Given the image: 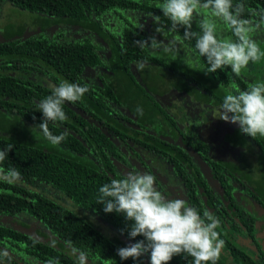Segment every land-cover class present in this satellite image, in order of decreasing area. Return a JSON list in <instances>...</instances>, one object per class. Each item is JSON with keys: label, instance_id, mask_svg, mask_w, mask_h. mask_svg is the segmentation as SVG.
<instances>
[{"label": "trees", "instance_id": "16d2710c", "mask_svg": "<svg viewBox=\"0 0 264 264\" xmlns=\"http://www.w3.org/2000/svg\"><path fill=\"white\" fill-rule=\"evenodd\" d=\"M4 2L44 15L45 22L49 18L63 21L65 27L77 32L67 38L61 29L52 35L39 33L0 44V114L7 121L0 128V150L13 145L0 166L15 167L22 175L20 181L28 185L52 186L76 207L93 211L134 244L144 237L129 238L128 226L132 222L123 214L105 213L97 201L101 186L128 172L124 166L131 171L134 159L146 166L149 161L143 160L138 151L145 152L170 169L183 187L189 206L195 207L201 216L207 211L219 219L216 230L224 241L227 256L220 254L216 264H264V248L255 236L257 220L244 204V199L250 196L264 210L262 191L253 188L251 177L243 175L237 164L213 158L209 141L217 138L227 147L231 140L228 137L236 133L242 150H254L264 166V137L253 139L242 134L237 124L227 122L230 130L223 137L218 132L204 139L196 138L188 130L184 132L178 120L156 98H149V105L138 103L141 96L146 99L141 87L146 83L136 78L148 69L163 78L167 73L181 76L188 85L186 91L201 105L209 101L221 110L229 91L246 90L249 84L264 81V57L250 62L240 75L233 74L230 79V68L205 73L207 63L195 49V40L180 43L178 56L162 49H142L136 42L151 36L164 43L183 37V29L172 31L171 22L156 7L160 0H0V7ZM243 3V18L259 25L252 35L264 52V23L260 15L264 13V0H243ZM203 14L208 15V11ZM217 24L222 37L234 38L222 22ZM157 28L161 33L156 32ZM192 30L199 31L196 20ZM105 44L110 55L106 56L107 67ZM189 65L195 74L185 71ZM117 76L136 89L133 103L123 99V92L117 87L122 80H117ZM61 81L88 85L89 91L75 103H64L65 121L49 123L53 135L68 133L54 146L38 127L43 116L36 108L41 99L51 94L50 83L57 86ZM221 126L222 123L218 125ZM200 164L206 168L205 172ZM147 168L154 171L151 165ZM243 179L250 185L244 184ZM237 184L244 188L241 198L236 196ZM19 214L44 225L53 240L42 241L39 236L0 223V259L7 264L9 261L17 264L19 261L14 257L22 264L150 262L145 263L142 256L121 260L117 249L125 245L111 241L89 220L24 186L0 181V216ZM226 228L231 229L228 235L224 232ZM232 232L249 236L255 249L245 250L230 238ZM144 255L150 258V253ZM169 264H193V258L186 253L176 255Z\"/></svg>", "mask_w": 264, "mask_h": 264}, {"label": "clouds", "instance_id": "9594fccd", "mask_svg": "<svg viewBox=\"0 0 264 264\" xmlns=\"http://www.w3.org/2000/svg\"><path fill=\"white\" fill-rule=\"evenodd\" d=\"M156 7L171 22L172 31L183 29V37L179 41L173 39L164 43L151 36L136 42L142 49H162L178 56L180 43L195 40V49L207 63L205 73L230 68V79L233 74L240 75L250 62L255 63L264 57L252 35L259 25L243 18V0H160ZM204 10L208 15L203 14ZM260 15L261 23H264V13ZM194 20L199 31L192 30ZM217 21L229 28L234 38L222 37ZM156 32L161 33V29L157 28ZM183 59L186 63L185 57ZM88 91V85L61 81L52 88L50 95L38 102L36 110L43 116L38 127L52 145H59L68 133L53 135L49 123L65 121L64 103H75ZM219 119L237 124L242 134L253 139L264 137V81L251 83L246 90L229 91L223 98ZM12 148L10 144L0 150V165ZM21 179L22 175L15 167L5 169L0 166V181L11 185ZM156 183L157 177L152 173L131 170L122 178H113L100 187L97 203L103 206V211L123 214L132 222L128 226L129 238L144 237L118 248L117 255L121 260H136L150 253V264H169L174 256L186 253L193 258V264H216L224 246L216 230L219 219L207 211L201 216L195 207L179 196L165 197Z\"/></svg>", "mask_w": 264, "mask_h": 264}, {"label": "rangeland", "instance_id": "374dc122", "mask_svg": "<svg viewBox=\"0 0 264 264\" xmlns=\"http://www.w3.org/2000/svg\"><path fill=\"white\" fill-rule=\"evenodd\" d=\"M44 20V15L20 10L13 7L8 2L2 3L0 7V44L14 40H24L39 33L52 35L59 32L61 29L65 31V36L67 38H72L74 35L76 36L77 29L65 27V23L63 21L54 18H49L48 22H45ZM106 48L107 44H105L104 49V63H106L107 67L106 56L110 55L106 51ZM173 58L176 59L177 57L175 56ZM188 68V70H185L188 74L196 73L190 68V65ZM134 74L136 76L135 72ZM115 78L119 81L122 80L120 76ZM136 78L141 82L145 81L146 83L145 85L141 86L146 99H142L141 97L143 96H141L138 103L141 105H149V98L153 100L157 99L158 104L160 106L162 104V106L165 107L178 120L179 126L184 132L185 130H188L190 133H193L196 138L204 139L205 137L211 136L218 132L219 134L221 133L219 136L223 137V133L230 130L227 122L219 119L221 110L215 109L209 101H205L203 105H201L200 102H198L190 92L186 91V87L188 85H186L183 77L172 73H167L166 77L163 78V76L158 74L156 71L148 69L140 75H137ZM124 82L125 86L123 85ZM50 86L54 87L55 85L50 83ZM117 87L119 88V91L123 92V99L126 100L128 104L134 102L133 96L136 89H133L132 86L130 88L127 80H122L117 84ZM158 89L163 90V92L159 94V91H157ZM3 123L7 124V121L5 117L0 114V128L3 127ZM220 123H222V126L218 127ZM231 136L232 137H228V140L230 138L231 140L230 144H227V147L224 146V142L218 140L217 138L213 141L209 140L212 144V157L215 159H222L223 161L228 160L234 164H237V166L240 167L241 173L243 175H249L251 177L253 188H255V190L262 191L261 196H264V166L260 162L258 155L252 149L243 151V144L239 141L238 135L234 133ZM233 145L235 147H233ZM231 146L233 148H231ZM138 153L141 158H143V160H148L149 162H146V166H144L141 164V160L138 161L137 159H134L131 170H137L140 172L147 171L152 174L154 173L153 175L157 177L156 187L165 195V197L172 198L179 196L187 203L183 187L178 182V179L171 173L170 169L158 159L155 160L152 155H147V153L142 151H138ZM147 165H151L154 171H150V169L147 168ZM124 167L126 168V171H129L127 165ZM201 169L203 172L206 171V168L203 165H201ZM243 183L247 186L250 185L249 181L246 179H243ZM16 184L35 191L67 208L79 217L89 220L111 241L117 243L121 242L125 246L133 244L127 238L119 234L110 225L103 222V220L93 211H87L83 208L76 207L72 201H70L64 194L52 186L46 184L28 185L22 181H18ZM211 186L215 187L212 183ZM236 186V196L241 198V193L244 191V188L238 184ZM244 204L254 214L257 220L255 225V236L264 248V210H261L257 203H255L250 196L244 199ZM0 218V223L7 224L6 226L10 225L11 227L20 231H24L34 237L39 236V239L42 241L51 242L53 240V237L44 228V225L35 219L30 217L29 219L22 214H19L17 217L0 216ZM224 232L226 235H228L231 233V229H227ZM230 238H232L236 243L240 244L245 250L255 249L253 244L250 242L249 236L247 235L244 236V234L242 235L232 232V237ZM0 252L2 251L0 250ZM221 254L227 256L226 251H224V246L221 250ZM6 256L10 257L8 254ZM141 258L145 263L150 261V258H147L145 255H143ZM14 260L19 261L16 262L17 264H22L21 261L17 260L15 257ZM0 264L7 263L0 259ZM9 264L12 263L9 261ZM147 264H150V262H147Z\"/></svg>", "mask_w": 264, "mask_h": 264}]
</instances>
